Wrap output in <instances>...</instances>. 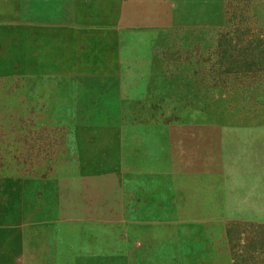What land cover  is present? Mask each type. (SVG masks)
I'll use <instances>...</instances> for the list:
<instances>
[{
    "label": "rangeland",
    "instance_id": "1",
    "mask_svg": "<svg viewBox=\"0 0 264 264\" xmlns=\"http://www.w3.org/2000/svg\"><path fill=\"white\" fill-rule=\"evenodd\" d=\"M24 5L0 0V264H264V0H113L107 32Z\"/></svg>",
    "mask_w": 264,
    "mask_h": 264
},
{
    "label": "crops",
    "instance_id": "2",
    "mask_svg": "<svg viewBox=\"0 0 264 264\" xmlns=\"http://www.w3.org/2000/svg\"><path fill=\"white\" fill-rule=\"evenodd\" d=\"M23 2L27 17L48 19L32 24L73 29L75 32L104 30L109 23V26L113 25L112 21L107 20L113 15V0H10L17 15L23 8Z\"/></svg>",
    "mask_w": 264,
    "mask_h": 264
},
{
    "label": "trees",
    "instance_id": "3",
    "mask_svg": "<svg viewBox=\"0 0 264 264\" xmlns=\"http://www.w3.org/2000/svg\"><path fill=\"white\" fill-rule=\"evenodd\" d=\"M258 228L259 229H264V225H258ZM257 231H259V230H257ZM241 233H239V235H240ZM245 239L246 240H250L251 239V236H250V234H246L245 233ZM245 247H248V245H245ZM243 254V257H242V260H243V262L244 263H246V262H248V261H254V259H255V255L254 254H251V253H248V252H242ZM262 253V252H261ZM264 253V252H263ZM264 259V258H263Z\"/></svg>",
    "mask_w": 264,
    "mask_h": 264
},
{
    "label": "bare ground",
    "instance_id": "4",
    "mask_svg": "<svg viewBox=\"0 0 264 264\" xmlns=\"http://www.w3.org/2000/svg\"><path fill=\"white\" fill-rule=\"evenodd\" d=\"M235 141V140H234ZM236 142H238V141H236ZM239 144H241V143H239ZM238 145V144H237ZM243 146V145H242ZM241 146V147H242ZM242 152V151H241ZM245 153V152H244ZM248 153V152H247ZM249 155V154H248ZM237 156H239V155H237ZM225 157V156H224ZM238 158V157H237ZM238 160V159H237ZM2 216V215H1ZM14 232V231H13ZM6 234V233H5ZM6 240V239H5ZM10 242V241H9ZM12 244V243H11ZM11 247V246H10ZM16 250V249H15Z\"/></svg>",
    "mask_w": 264,
    "mask_h": 264
}]
</instances>
